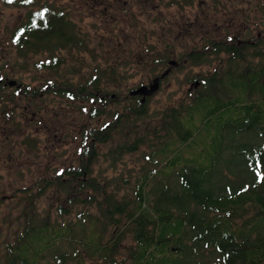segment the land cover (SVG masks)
I'll return each instance as SVG.
<instances>
[{
	"label": "trees",
	"instance_id": "trees-1",
	"mask_svg": "<svg viewBox=\"0 0 264 264\" xmlns=\"http://www.w3.org/2000/svg\"><path fill=\"white\" fill-rule=\"evenodd\" d=\"M26 2L37 4V0ZM28 18L24 43L29 51L55 39L57 48L77 43L75 37L68 40L70 25L62 10L48 16L52 19L46 30L45 17L31 13ZM53 26L57 37L52 36ZM261 41L254 54L263 59ZM21 42L15 43L19 53H23ZM233 44L208 42L206 55L189 53L187 60L198 65L211 60V52L244 59L246 44ZM154 57L162 68L180 62L169 54ZM200 80L199 94L163 114V128L148 131L149 140L138 132L134 141L127 138L112 150L123 157L142 146L149 148L146 170L130 194L120 196V185L112 190L114 182L94 176L92 165L99 160L97 144L110 142L120 127L135 129L136 121L146 116L150 98L145 104L133 101L113 114L117 119L110 131L87 132L81 166L65 167L40 180L37 194L31 195L41 197L56 188L62 199V193L67 191L68 196L72 190L79 203L67 198V206L60 204L57 222L50 215L45 220L24 218L16 239L0 250V264L83 262L76 245L93 259L122 264L116 258L127 238L133 242L128 264H264V65L241 70L236 77L226 75L220 84L214 78ZM216 86L235 96L221 100L212 91ZM82 93L68 92V97L77 99ZM101 115L100 109L91 112L93 118ZM226 154L235 158L236 167L218 166ZM25 190L16 196L20 202L25 200ZM73 209L77 219L68 221Z\"/></svg>",
	"mask_w": 264,
	"mask_h": 264
},
{
	"label": "rangeland",
	"instance_id": "rangeland-1",
	"mask_svg": "<svg viewBox=\"0 0 264 264\" xmlns=\"http://www.w3.org/2000/svg\"><path fill=\"white\" fill-rule=\"evenodd\" d=\"M42 6L54 7L67 14L76 27V38L82 45L57 51L53 58L48 51L23 57L14 46L15 42L2 39L0 46L6 51V56L0 57V76L4 80L9 78V81L23 84L27 91L37 89L46 79H52L53 83L58 84V90L71 86V91H74L81 85L93 84L90 86L91 92L104 89L109 93L116 92L120 98L129 99L108 106L105 110L99 104L88 103V96L77 97L75 101L59 98L52 105L46 100L44 105L47 108L51 105L50 113L43 110V114L38 115L37 110V117L50 115L57 122L51 120L37 128L34 123L31 124V117L26 119L25 125L19 122L20 115L30 105L26 99L20 100L15 89L0 92L2 251L8 242L16 239L24 218L45 220L50 215L52 222H57V207L60 204L67 206V198L79 203L78 196L72 190H69L68 196L65 195L67 191L62 193V199L56 188L41 197L31 195L37 194L34 190L40 180L53 177L65 167L81 166L80 157L86 133L91 129L103 130L100 128V118L103 124L111 122L107 132L114 128L112 122L115 120L111 117L132 104L131 91L139 85L148 82L152 84L158 74L162 75L170 68L168 65L162 68L157 63L158 59L155 60V55L169 54L181 63L178 62V67H174L172 73L162 80L160 90L150 98L146 116L136 121L135 129L120 127L113 131L110 142L95 146L99 160L92 165L95 166L94 176L113 181V184L109 182L112 190L116 185L122 186L120 196L130 194L136 179L145 172L149 148L142 146L139 151L123 157L114 154L113 149L127 138L134 141L138 132H142L149 140L148 131L163 128V114L181 101H192L199 94L200 86L194 88V85L200 83V79L214 78L220 84L226 75L236 77L241 70L264 65V58L254 54L260 42L263 43L261 40H264V0H37L35 6L27 7V11ZM20 18L19 12L15 10L7 12L5 19H11L16 29ZM233 39L235 45L240 43V47L246 44L244 59L233 60L228 54L216 55L211 52L212 59L201 64L196 65L187 60L189 53L206 55L208 42L228 43ZM133 53L136 57L132 59ZM54 58L58 62L57 68L51 72L37 68L39 61L50 63ZM104 67L111 79L105 87L101 84L96 86ZM118 75L122 76L123 82L115 89V77ZM43 86L39 87V93L44 89ZM212 91L223 101L235 96L226 88L217 86ZM5 104H9L8 107ZM4 107L7 110L5 117L1 111ZM94 109L103 111L102 116L90 117ZM234 160L233 156L226 154L218 166L234 168ZM125 180L130 183L127 184ZM21 190L26 191L22 202L16 197L22 194ZM58 200L61 202L57 203ZM66 219H77L76 209ZM132 243L130 238L122 242L116 258L122 264L129 263L128 247ZM75 247L85 260H72L68 264H107L103 260L84 255L79 245Z\"/></svg>",
	"mask_w": 264,
	"mask_h": 264
},
{
	"label": "flooded vegetation",
	"instance_id": "flooded-vegetation-1",
	"mask_svg": "<svg viewBox=\"0 0 264 264\" xmlns=\"http://www.w3.org/2000/svg\"><path fill=\"white\" fill-rule=\"evenodd\" d=\"M35 5L36 4H27L26 0H0V41L2 39L7 40L8 42L13 41L15 43L17 40L22 41L21 42L22 43L21 49L23 50V53H20V55H22L23 57H26L27 55H33V53L40 54L42 52L48 51L50 53V56L53 58V57H55V54L57 51L68 50V49L75 48V47L82 45V42L78 41L76 38L77 37L76 27L73 25V23L70 21V19L68 17V18H66V20L68 21V24L70 25V29L67 33L68 34V40L70 38L75 37V40L77 42L75 45H71V46L63 47V48H59V47L57 48V46H59V45H58L57 40L55 39L54 42H52V43L42 42V43L38 44L35 49H32L31 51H29L26 43H24L26 40V37H27V28L26 27H27L28 23L31 22V20L28 18L29 15L31 13H35V14H39L40 17H45L43 19V22L46 20V25L44 27V30H46L49 27L50 20L52 19V18L49 19L48 16L53 17L54 15L58 14L57 8L49 7V6H42L39 9L31 8V9H28V11H27V7H31V6H35ZM15 10L18 11L19 16H21V18L19 19V25L16 29H15L14 24H12L11 19H5L7 16V12H9V11L14 12ZM26 11H27V15H26ZM41 26H43V23L40 25V27ZM52 36L57 37V27L56 26L52 27ZM231 43H235V40L233 39L230 42L224 43V44L229 45ZM218 44H220V43H218ZM239 44L240 43H238L236 45L233 44V45L240 46ZM14 46H15V44H14ZM26 52H27V54H25ZM5 53H6V51L3 48H1V46H0V57H5L6 56ZM214 54L219 55L217 53H214ZM221 54H224V52H222ZM135 57H136L135 53H133L132 59ZM53 60H54V64L51 65ZM53 60H51L50 63H45L44 61H39L37 63V68L39 70H46V72H51L50 70H54L57 68L56 64L58 63L56 58H54ZM182 65H180V66H182ZM169 67H170V63H169ZM176 67H178V66H176ZM159 75L160 74H158L157 77H159ZM157 77H155V78H157ZM110 79H111V75L107 74V68L104 67L103 69H101V76L99 77V80L96 82L95 85L97 86V85L101 84L103 87H105L107 85V81ZM121 81H122L121 75H118V77H115V85H116V87H114L115 89H117V87L121 86ZM13 82H15L16 84L11 85ZM148 83H150V82H148ZM148 83L142 84L141 86H143V85L150 86L151 84H148ZM39 85H40L39 87H42L43 85H45V86H43L44 89L41 90L40 93L38 90L39 87L37 89L27 91L23 84H20L15 80L9 81V78H6L4 80V77L0 76V92L3 91V93H5L6 89H10V90L15 89V91H16L15 93L19 94L20 100L26 99L30 104L29 107L27 108V111L26 112L23 111V113L20 115L19 122L23 123L25 125L26 124L25 122H27L26 119L31 117L33 119V121H31V124L34 123L35 127H37V128L43 127L44 125L50 123L51 120H55V123H56L57 119H55L54 117H52L50 115L45 116V117L44 116L37 117L36 111L38 110V115L43 114V110H46L47 113H50L49 110H50L51 105L53 103L57 102L59 98L75 101L76 99H72V98L68 97L69 96L68 92L74 93L78 90H82L84 93L80 94L79 98L81 96H88L90 99V100L87 99L88 103L99 104L102 107V109H104V110L108 106L119 104L122 101L129 99V98H123V97L120 98V95L117 94L116 92L109 93L108 91H106L104 89L91 92L90 86H93V84L81 85L79 87H76L74 91H71V86H69L68 88H66V89H68V91H66L65 93L60 92L63 90H58V84L53 83L52 79L50 81L46 79L45 82H41ZM139 87H140V85L135 87L132 91L138 89ZM59 94L63 95V96H59ZM65 96H67V98ZM46 100H47V102L51 103L49 108L45 107V105H44V102ZM131 100L132 101H138V100L142 101V97L141 96L131 97ZM41 104H43V105H41ZM5 105H6V107H8L7 105H9V104H5ZM29 109H31V110L33 109V112L31 113V110H29ZM1 111H2L3 116L5 117L6 112H7L6 108L5 107L2 108ZM94 111H96V110L95 109L92 110V112H94ZM102 114H103V111H102ZM105 115H106V111L104 113V116ZM90 117H91V114H90ZM111 118H112V120L117 119V118H113V117H111ZM100 121H101L100 128H102L103 130H98V129H94V130L95 131H101L103 133L107 132V129L110 127L111 122H106L103 124L102 118H100ZM115 125H116V122H115ZM81 153H82V151H81Z\"/></svg>",
	"mask_w": 264,
	"mask_h": 264
},
{
	"label": "water",
	"instance_id": "water-1",
	"mask_svg": "<svg viewBox=\"0 0 264 264\" xmlns=\"http://www.w3.org/2000/svg\"><path fill=\"white\" fill-rule=\"evenodd\" d=\"M179 64L176 61H171L170 62V68L167 69L162 75L159 77L155 78L150 86L143 85L140 86L138 89L132 91L130 93L131 97H137L141 96L142 97V104H145L148 98H152L158 91L160 90L161 87V82L164 80L172 71V69ZM16 83L13 82L11 85H15ZM200 86V83H196L194 85V88H198Z\"/></svg>",
	"mask_w": 264,
	"mask_h": 264
}]
</instances>
